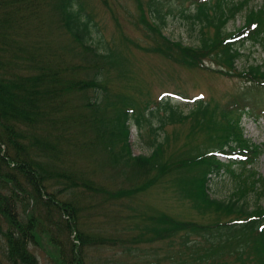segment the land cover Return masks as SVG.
<instances>
[{
  "label": "trees",
  "instance_id": "1",
  "mask_svg": "<svg viewBox=\"0 0 264 264\" xmlns=\"http://www.w3.org/2000/svg\"><path fill=\"white\" fill-rule=\"evenodd\" d=\"M85 3L84 0H0V219L6 224L0 228V235L5 260L8 264H37L27 244L37 243L38 231L45 229L38 210L18 209L20 191L37 208L39 204L47 210L69 213L75 205L70 199H53L54 192L48 191L49 182H58L67 193L83 194V190L99 189L93 179L64 162L68 153L65 143L71 129L86 126L92 130L95 148L113 167L131 168L132 177L141 175L136 180L144 181L143 184L148 181L145 176L149 171L164 169V173L175 178L173 186L180 198L187 200L190 208L204 219L198 222L177 220L165 213L147 214L142 223L132 221L135 235L131 239H119L121 247L137 250L141 244L166 241L165 258L169 264L173 261L264 264V206L258 203L264 196V177L250 164L259 154V148L243 135L240 125V115L249 105V99L264 93V68L258 63L248 64L244 69L235 67L245 41H264V1L245 10L241 25L225 30L223 25L234 17L241 6L239 1L189 0L194 9L184 16L198 22L200 28H213L211 34L200 29L199 41L191 45L168 39L162 33L160 25L165 21L162 0L135 1L140 10L137 19L151 41L148 47H142L144 50L157 52L180 65L217 71L223 76L235 75L245 81L219 108L198 99L182 114L172 104L162 102L167 111L158 117L159 127L165 119L171 122L189 117V133L204 134L200 145L185 147L166 161L160 157L163 140L151 139L152 150L147 154H131L128 121L133 117L138 123L140 107L132 96L121 92L110 94L105 84L107 67H115L118 76L126 72L122 69L126 65L125 57L113 48L105 46L99 50L91 43L96 23ZM142 8L147 10L145 14ZM47 14L56 29H62L78 48L92 56L91 65L99 66L96 71L87 72L85 77L58 54L44 55L36 52V47L24 48L25 43L19 37L25 34L27 26L37 28V23ZM206 60L209 64L204 63ZM76 97L80 98L79 102L75 101ZM142 108L153 115L154 110L147 103ZM148 127L151 131L155 128L149 122ZM72 146L77 148L78 142H72ZM222 155L224 160L219 157ZM222 171L234 176V188L227 199L211 197L208 193L209 179ZM6 181L11 185L7 186ZM119 191L106 192L114 198ZM248 194L254 196L251 205ZM122 196L125 193L118 197ZM73 225L66 220L60 226L69 233L76 227ZM81 235L87 244L118 242L112 236L82 234L76 230L74 236L79 243L83 242ZM174 239H178L177 244ZM173 245L178 247L171 249ZM73 250L56 264H85L79 251ZM178 252V258L172 256Z\"/></svg>",
  "mask_w": 264,
  "mask_h": 264
},
{
  "label": "rangeland",
  "instance_id": "2",
  "mask_svg": "<svg viewBox=\"0 0 264 264\" xmlns=\"http://www.w3.org/2000/svg\"><path fill=\"white\" fill-rule=\"evenodd\" d=\"M135 1L84 0L85 8L91 13L93 23H96L92 28V40H90L99 50L107 46L119 51L125 57L126 65L122 69L126 72H122L123 76H118L115 73V67H107V72L105 71L107 83L105 84L110 94L121 92L132 96L140 107L138 123H135L133 117L128 121L130 130L127 142L131 154H147L152 150L151 139L163 140L160 157L166 161L185 147L195 143L200 145L204 134L194 131L189 133V117L175 118L171 122L165 119L159 127L158 117L165 115L167 111L162 102L172 104L182 114L187 113L198 99L219 108L245 81L235 75L223 76L217 71L180 65L157 52L144 50L142 47H148L151 41L137 19L140 10L137 9ZM238 1L241 6L234 13V17L228 18L224 23L225 30H232L241 25L245 10L260 6L264 0H231L235 3ZM162 2L161 9L164 11L165 21L160 26L162 33L168 39L191 45L199 41L197 38L200 35V29L211 34L212 27L200 28L198 22L184 16L185 13L189 14L194 9L189 0H162ZM181 9L184 10L181 12ZM143 10L145 14L147 10ZM48 17V14L44 15L41 22L37 23V28L27 26L25 34L21 36L22 38L19 37L25 43L24 48L36 47V52L44 55L58 54L63 62L69 61L74 64L77 67L76 73L81 71L80 73L85 77L87 72L96 71L99 66L91 65L92 56L78 48L79 46L62 29H56ZM240 51L241 54L235 60L237 69H244L251 63H258L264 68V41L262 43L245 41ZM209 62L206 60L204 63L209 64ZM87 95L92 96L91 90L87 91ZM79 100L80 98L76 97L75 101L79 102ZM249 100L251 101L244 108L245 112L240 115V125L243 135L249 141L258 144L259 154L250 164L264 177V110L262 109L264 93L254 95ZM146 103L150 109L154 110L151 116L148 111L145 112L148 109L143 111L142 107ZM110 109H107L106 114H110ZM145 118L151 126L155 127L152 131ZM92 139V130L89 127L81 126L78 129H71L68 143H65L68 153L65 154L64 162L68 167L74 166L73 168L83 172L90 180L93 179L94 185H98L99 189L83 190V194L76 191L67 193L66 189H60L58 182L48 183L50 186L48 191L50 189L51 193L54 192L51 196L53 199H70V203L75 205L69 213L47 210L46 206L39 204L37 208L29 196L22 191L18 193L20 196L18 209L38 210L37 215L45 227L38 231L37 243L29 241L27 244L28 249L37 259V264H56L57 260L74 252L73 249L79 251L85 264H169L165 258L168 242L145 243L137 247V250H125V247L119 245V239H131L135 235L132 221L142 223L146 221L147 214L165 213L177 220L194 219L198 222L203 221V217L198 216L190 208L187 200L180 198L178 189L173 186L175 178L164 173V169L149 171L145 176L148 181L144 184L142 183L144 181L137 183L136 178H140L141 175L132 177L131 168L113 167L95 148ZM74 141L78 142L77 148L72 146ZM219 157L224 160L223 155ZM21 177L19 175L18 179ZM233 177L227 171L220 172L218 176L212 175L207 185L209 195L227 199L234 188ZM6 183L7 186L11 185L10 181ZM117 189H120L118 196L124 193L125 196L112 198L106 192ZM248 196L247 200L251 205L254 196L250 194ZM258 203L264 206V196L259 198ZM66 220L69 224L76 226L72 227L69 233L64 226H60ZM5 225L3 219H0V228L3 229ZM76 230L82 234L112 236L118 242L104 245L87 244L85 236L81 235L82 244L74 236ZM48 236L53 237V240H49ZM1 241L3 240L0 235V264H8L2 254ZM177 241L178 239H174L175 244ZM71 242L78 244L72 246ZM176 247L178 246L173 245L171 249ZM178 254L179 252L172 256L178 258ZM173 262L171 264H176Z\"/></svg>",
  "mask_w": 264,
  "mask_h": 264
}]
</instances>
